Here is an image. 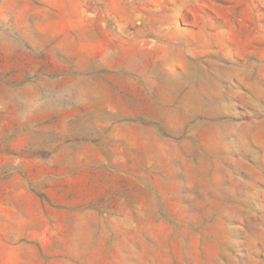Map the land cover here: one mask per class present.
<instances>
[{
	"label": "rangeland",
	"instance_id": "1",
	"mask_svg": "<svg viewBox=\"0 0 264 264\" xmlns=\"http://www.w3.org/2000/svg\"><path fill=\"white\" fill-rule=\"evenodd\" d=\"M0 264H264V0H0Z\"/></svg>",
	"mask_w": 264,
	"mask_h": 264
}]
</instances>
